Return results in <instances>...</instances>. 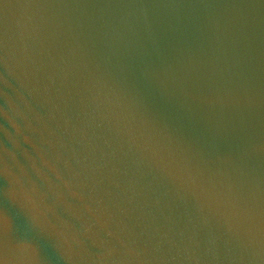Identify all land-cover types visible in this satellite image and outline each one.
<instances>
[{
    "label": "water",
    "instance_id": "water-1",
    "mask_svg": "<svg viewBox=\"0 0 264 264\" xmlns=\"http://www.w3.org/2000/svg\"><path fill=\"white\" fill-rule=\"evenodd\" d=\"M0 264H264V0H0Z\"/></svg>",
    "mask_w": 264,
    "mask_h": 264
}]
</instances>
